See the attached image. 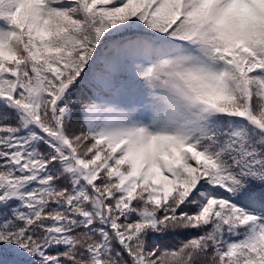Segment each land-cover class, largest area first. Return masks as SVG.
Returning <instances> with one entry per match:
<instances>
[{
    "label": "snow or ice",
    "instance_id": "snow-or-ice-1",
    "mask_svg": "<svg viewBox=\"0 0 264 264\" xmlns=\"http://www.w3.org/2000/svg\"><path fill=\"white\" fill-rule=\"evenodd\" d=\"M0 264H264V0H0Z\"/></svg>",
    "mask_w": 264,
    "mask_h": 264
}]
</instances>
